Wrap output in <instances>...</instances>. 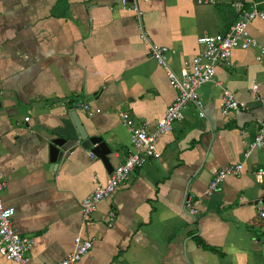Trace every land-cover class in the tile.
I'll list each match as a JSON object with an SVG mask.
<instances>
[{"label":"crops","instance_id":"obj_1","mask_svg":"<svg viewBox=\"0 0 264 264\" xmlns=\"http://www.w3.org/2000/svg\"><path fill=\"white\" fill-rule=\"evenodd\" d=\"M233 1L135 0V12L120 0H0L1 198L13 207L15 232L32 238L28 264H54L77 235L91 247L73 264H264L257 216L264 179L252 175L264 168V138L244 155L264 125L257 47L233 49L197 91L204 115L188 103L183 118L157 136V158L134 169L83 222L79 211L110 171L79 146L70 111L87 135L106 142L112 168L124 161L130 143L122 120L152 129L175 95L149 43L167 48L176 72L198 52V36L234 22ZM257 6L264 11V3ZM247 28L264 47V18ZM224 89L241 104L226 114L219 110ZM56 137L67 141L53 168L48 144ZM235 163L241 171L204 194L216 170ZM0 264L16 263L0 254Z\"/></svg>","mask_w":264,"mask_h":264},{"label":"built area","instance_id":"obj_2","mask_svg":"<svg viewBox=\"0 0 264 264\" xmlns=\"http://www.w3.org/2000/svg\"><path fill=\"white\" fill-rule=\"evenodd\" d=\"M126 0H120L122 7L138 12L135 0L130 6L125 5ZM246 0H234L231 5L237 13L236 19L224 32L214 34H202L196 38L199 46L198 52L189 61H184L182 66L175 72L166 61L167 48L162 45L150 44L149 52L154 60L165 69L168 84L175 90L173 100L165 107L162 116L156 120L152 129H147V122L141 121L134 125L127 119H123V124L129 133L130 149L124 161L117 163L110 170L107 180L104 183L96 182L93 189L79 202L81 221L88 219L96 210L98 202L108 197L127 176L136 168L144 165L148 160L159 156L156 151L155 141L158 135L170 130L174 121L183 118V112L188 103H192L201 117L204 115L201 102L196 97L198 89L209 82L217 64H222L228 60L231 51L235 48L249 49L259 48L264 55V47L259 45L258 40L248 31V24L255 18H264V11L258 8V4H263L264 0H248V6H244ZM197 3H211L213 0H196ZM140 37L146 40L143 32ZM259 58V56H257ZM255 89L253 85L252 90ZM241 104L235 99L232 92L224 89L221 95L219 110L226 114L231 110H236ZM86 108V105H83ZM27 120V117H24ZM264 125L262 124L254 135L252 141L247 145L244 155L263 145ZM92 156L91 153H89ZM241 171V164H228L220 167L211 176L204 189V194L213 193L220 182L229 175H237ZM254 181L262 183L264 179V168H256L252 171ZM2 174L0 171V254L16 264H28L26 256L27 249L32 244V238L19 235L15 232L11 218L13 207L4 204L1 198L3 188ZM188 199H184V205H188ZM192 212V209H189ZM114 211L106 212V223L110 225L114 219ZM257 216L264 222V205L257 206ZM91 247V241L77 235L73 240L72 250L62 259L54 264H73L87 253Z\"/></svg>","mask_w":264,"mask_h":264},{"label":"water","instance_id":"obj_3","mask_svg":"<svg viewBox=\"0 0 264 264\" xmlns=\"http://www.w3.org/2000/svg\"><path fill=\"white\" fill-rule=\"evenodd\" d=\"M69 114L77 133L79 146L85 150H88L92 155L99 158L106 170L110 171L112 169V166L110 165L106 157L110 150L106 142L100 136L87 135L74 110H71ZM66 141L67 140L64 137H56L50 140V143L48 144V164L50 167H56L62 145Z\"/></svg>","mask_w":264,"mask_h":264}]
</instances>
